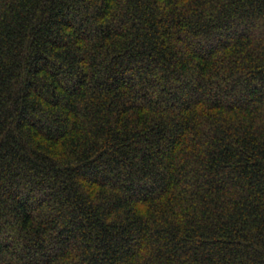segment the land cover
Listing matches in <instances>:
<instances>
[{
  "label": "trees",
  "instance_id": "1",
  "mask_svg": "<svg viewBox=\"0 0 264 264\" xmlns=\"http://www.w3.org/2000/svg\"><path fill=\"white\" fill-rule=\"evenodd\" d=\"M0 264H264V0H0Z\"/></svg>",
  "mask_w": 264,
  "mask_h": 264
}]
</instances>
